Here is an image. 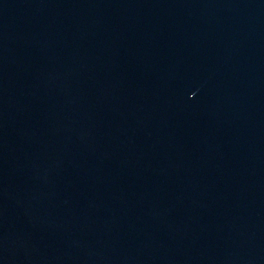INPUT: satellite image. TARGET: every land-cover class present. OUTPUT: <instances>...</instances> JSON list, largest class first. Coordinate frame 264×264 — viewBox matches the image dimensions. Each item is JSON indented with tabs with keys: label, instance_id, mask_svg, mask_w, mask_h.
<instances>
[{
	"label": "water",
	"instance_id": "obj_1",
	"mask_svg": "<svg viewBox=\"0 0 264 264\" xmlns=\"http://www.w3.org/2000/svg\"><path fill=\"white\" fill-rule=\"evenodd\" d=\"M0 264H264V0H0Z\"/></svg>",
	"mask_w": 264,
	"mask_h": 264
}]
</instances>
